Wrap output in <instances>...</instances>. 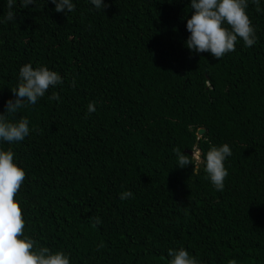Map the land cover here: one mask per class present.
I'll use <instances>...</instances> for the list:
<instances>
[{
  "label": "trees",
  "instance_id": "trees-1",
  "mask_svg": "<svg viewBox=\"0 0 264 264\" xmlns=\"http://www.w3.org/2000/svg\"><path fill=\"white\" fill-rule=\"evenodd\" d=\"M72 2L57 13L50 0H16L2 22L0 0V114L24 64L64 80L17 114L28 137L0 140L25 171L15 197L25 236L70 264H168L180 247L198 264H264V12L249 0L257 42L217 60L186 47L191 0ZM223 144V191L203 163L198 174L178 166L174 149L195 165L191 153Z\"/></svg>",
  "mask_w": 264,
  "mask_h": 264
},
{
  "label": "clouds",
  "instance_id": "clouds-1",
  "mask_svg": "<svg viewBox=\"0 0 264 264\" xmlns=\"http://www.w3.org/2000/svg\"><path fill=\"white\" fill-rule=\"evenodd\" d=\"M55 5V11L71 13L75 10L72 0H50ZM256 5L257 12H264L260 7V0H251ZM36 0H21V7L27 8L35 4ZM97 10L108 7L103 0H91ZM16 0H7V12L2 22H11L16 18L14 11ZM249 0H191L190 8L194 10L191 18L187 20L186 29L190 33L186 40V47L197 54L211 53L215 59L222 58L226 53L235 51V46L243 40L246 47L257 42L256 28L251 24L246 9ZM64 83L59 72L51 71L46 66H36L31 63L24 64L19 69V81L12 89L14 99L5 103V111L0 114V140L9 143H19L29 136L30 121L25 116L17 114L21 109L36 105L43 98L49 87H56ZM71 86L75 87L73 78ZM50 100H60L58 93L53 92ZM96 111V102L87 105V114ZM178 158V166H193V174H198L200 164L204 165L207 178L217 191H223L225 177L228 172L225 160L232 155L228 144L212 146L203 155L196 152L192 163L189 155L180 149H174ZM15 153L11 148L0 150V264H70L69 255L63 251L53 253L47 247H40L37 242L24 234V221L20 204L15 197L25 179V171L14 163ZM192 156V154H191ZM133 197L131 191L120 194L121 200ZM94 225H99V216L91 217ZM24 237V238H21ZM98 247H103V242ZM171 259L168 264H198L195 257L180 247L170 248L167 253ZM228 264H237L235 259Z\"/></svg>",
  "mask_w": 264,
  "mask_h": 264
},
{
  "label": "water",
  "instance_id": "water-1",
  "mask_svg": "<svg viewBox=\"0 0 264 264\" xmlns=\"http://www.w3.org/2000/svg\"><path fill=\"white\" fill-rule=\"evenodd\" d=\"M203 131H204L203 128H198V129L196 130V133H197L198 136H200V135L203 133ZM188 153H190V151H188Z\"/></svg>",
  "mask_w": 264,
  "mask_h": 264
},
{
  "label": "rangeland",
  "instance_id": "rangeland-1",
  "mask_svg": "<svg viewBox=\"0 0 264 264\" xmlns=\"http://www.w3.org/2000/svg\"><path fill=\"white\" fill-rule=\"evenodd\" d=\"M195 153H196V152H194V153H191L193 157L195 156Z\"/></svg>",
  "mask_w": 264,
  "mask_h": 264
}]
</instances>
